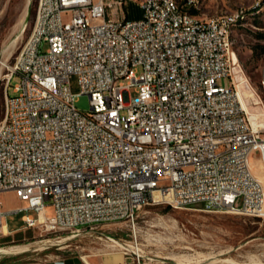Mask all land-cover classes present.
<instances>
[{
	"label": "built area",
	"instance_id": "2783aa9c",
	"mask_svg": "<svg viewBox=\"0 0 264 264\" xmlns=\"http://www.w3.org/2000/svg\"><path fill=\"white\" fill-rule=\"evenodd\" d=\"M130 3L141 18H128ZM185 6L197 1L38 0L2 76L0 193L23 204L0 200V232L8 213L24 212L26 228L76 232L135 223L150 203L264 217L250 161L258 151L264 167V130L240 100L226 39L244 12L206 23ZM225 76L230 87L218 82ZM78 94L90 110L77 108Z\"/></svg>",
	"mask_w": 264,
	"mask_h": 264
},
{
	"label": "rangeland",
	"instance_id": "374dc122",
	"mask_svg": "<svg viewBox=\"0 0 264 264\" xmlns=\"http://www.w3.org/2000/svg\"><path fill=\"white\" fill-rule=\"evenodd\" d=\"M183 1V0H182ZM197 7L185 6L202 17L244 9L245 16L235 26L232 39L238 59V75L243 101L253 122L264 130V0H196ZM28 0H0V11L17 16L20 21ZM38 0H30L26 25L22 31H3L7 37L0 45V123L5 116L7 72L5 64L15 61L34 25ZM128 18L143 16L137 3L125 7ZM6 13V12H5ZM17 13V14H16ZM6 20V19H5ZM4 21V20H3ZM47 45L44 46V50ZM21 78L15 75L8 92L15 95L14 87ZM219 84L230 87V77H221ZM238 83V82H237ZM75 104L81 111L91 108L90 97L78 94ZM253 170L264 174L260 153L250 155ZM6 209L17 206L14 193H1ZM242 205V200L237 201ZM167 204L150 203L142 207L138 217L131 221H112L91 229L46 232L39 228H26L24 212L8 213L10 228L0 232V264L12 260L37 261L66 258L94 253L125 252L137 264H264V217L229 212H208L201 207L176 209ZM33 244V245H31ZM29 246V247H28ZM136 246V247H135ZM20 248V249H17Z\"/></svg>",
	"mask_w": 264,
	"mask_h": 264
},
{
	"label": "crops",
	"instance_id": "0c3cea01",
	"mask_svg": "<svg viewBox=\"0 0 264 264\" xmlns=\"http://www.w3.org/2000/svg\"><path fill=\"white\" fill-rule=\"evenodd\" d=\"M28 13L29 11L27 12V15ZM26 17L24 19V23H22L21 21L22 18L19 21L17 16H15V13H14V15H12L13 19H11L10 15H7V9L6 10L3 9L0 11V28L4 32L5 31H21V29H23L26 25ZM6 42H7V37L4 36L0 38V45L2 47L6 44ZM4 193H9V192H4ZM17 202H18L17 206H20L23 204V202L19 198H17ZM7 228L8 229L10 228L9 224ZM1 264H137V263L133 257L126 255L125 252L114 251V252L87 254L85 256L80 255V256H72V257H66V258H56V259L37 260V261H14V262H7V263H1Z\"/></svg>",
	"mask_w": 264,
	"mask_h": 264
},
{
	"label": "bare ground",
	"instance_id": "6f19581e",
	"mask_svg": "<svg viewBox=\"0 0 264 264\" xmlns=\"http://www.w3.org/2000/svg\"><path fill=\"white\" fill-rule=\"evenodd\" d=\"M183 1L182 0H173V2H175V4H182ZM29 6H30V0H28V2H27L26 11H25L24 16H23V18L21 20L22 23H24V19H25L26 15H27V12L29 11L28 10ZM239 11L240 12H244V13L238 15V19H237V22L235 24H232L230 27H226V39H230V43H231V47H232L233 52H234V42H233V39H232V33H233V30H234L235 26L242 20V18L245 16V13H246L244 9H239ZM228 19H234V11L215 14V15L210 16V17H202V16H200L198 14H195V21H198V22L214 23V21H218V20H228ZM21 31H22V29H21ZM237 87H238V92H239L240 100H241L243 106L247 109V106L245 105V103L243 101L244 100L243 99V91H242L241 88H239L240 87V82L239 81L237 83ZM255 124H257V123L255 122L254 125ZM255 126L258 127L259 125L258 126L255 125ZM260 165H261L262 170H263L264 167H263V165H262L261 162H260ZM258 176L264 181V174L263 175H258ZM4 229L7 230V227H5ZM31 245H33V244H31ZM17 249H20V248H17ZM8 250L7 249H4V248H1L0 249V252H5V251L7 252ZM86 259H87V257H86Z\"/></svg>",
	"mask_w": 264,
	"mask_h": 264
},
{
	"label": "trees",
	"instance_id": "16d2710c",
	"mask_svg": "<svg viewBox=\"0 0 264 264\" xmlns=\"http://www.w3.org/2000/svg\"><path fill=\"white\" fill-rule=\"evenodd\" d=\"M168 207H171V206L169 205ZM14 261H18V260H12V261H9V262H14ZM5 263H7V262H5Z\"/></svg>",
	"mask_w": 264,
	"mask_h": 264
}]
</instances>
